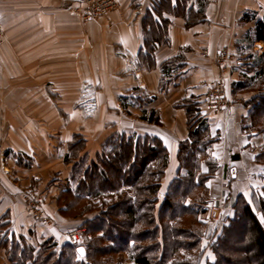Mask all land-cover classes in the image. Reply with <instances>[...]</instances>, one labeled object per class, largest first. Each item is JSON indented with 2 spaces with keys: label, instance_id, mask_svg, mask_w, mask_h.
<instances>
[{
  "label": "crops",
  "instance_id": "obj_1",
  "mask_svg": "<svg viewBox=\"0 0 264 264\" xmlns=\"http://www.w3.org/2000/svg\"><path fill=\"white\" fill-rule=\"evenodd\" d=\"M117 1L119 10L108 18L85 22L78 13L82 0H0V26L7 38L0 48V222H10V238L25 239L36 249L51 238L66 245L67 234L83 223L66 218L58 206L67 186L74 189L75 163L66 160L75 136L87 141L81 155L90 160L115 135L161 139L171 156L165 193L178 172L180 143L189 138L186 113L177 105L202 96L201 84L222 75L228 95L240 103L216 112L206 102L202 112L219 140L213 147L220 170L212 181L211 204L224 206L216 207L219 215L222 210L232 214L240 195L250 197L264 187V166L257 162L264 135L241 127L251 111L246 103L256 93L233 95V85L247 73V57L264 55V42H245L264 19V0H192L189 8L205 10L206 18L187 29L184 18L165 14L168 43L155 41L150 50L146 19L156 0ZM171 6L175 9L177 0ZM155 19L153 24L160 23ZM224 50L232 59L225 74L218 63ZM142 52L154 54L155 68L140 62ZM182 53L187 67L162 93V66ZM136 90L156 99L142 107ZM143 110H157L162 125L141 121ZM29 189L44 197L52 225L28 216L21 193ZM0 264H12L2 248Z\"/></svg>",
  "mask_w": 264,
  "mask_h": 264
},
{
  "label": "trees",
  "instance_id": "obj_2",
  "mask_svg": "<svg viewBox=\"0 0 264 264\" xmlns=\"http://www.w3.org/2000/svg\"><path fill=\"white\" fill-rule=\"evenodd\" d=\"M192 0H156L146 19L149 29L146 48L158 41L168 43L170 24L165 14L184 18L187 29L202 22L206 12L189 8ZM160 18V23L153 20ZM159 24V26H157ZM154 25V26H153ZM252 45L264 42V19L258 21ZM140 62L156 67L154 54L143 55ZM247 73L233 85V95L256 93L248 103L249 115L242 119L243 131L264 135V55L247 57ZM185 53L167 60L162 66L161 92L164 93L184 73ZM254 73L253 76H249ZM140 94L138 103L150 105L156 97ZM128 100V99H126ZM204 96H189L177 105L186 113L189 138L180 143L177 175L164 193V180L170 169L171 156L165 143L157 137L115 135L102 153L90 160L81 155L87 141L75 136L68 164H74V189L67 186L58 200L66 218L83 220L82 240L60 246L53 238L38 249L15 235L10 238V222H0V248L12 264H264V187L250 197L240 195L232 214L222 215L219 230L204 247L206 217L212 203V181L218 177L220 164L213 154L217 140L203 116ZM141 121L160 126L157 110H143ZM219 135V134H218ZM21 164L22 156L16 157ZM264 166V146L257 158ZM204 168L207 171L204 172ZM85 249L81 257L79 249ZM207 256V257H206Z\"/></svg>",
  "mask_w": 264,
  "mask_h": 264
},
{
  "label": "built area",
  "instance_id": "obj_3",
  "mask_svg": "<svg viewBox=\"0 0 264 264\" xmlns=\"http://www.w3.org/2000/svg\"><path fill=\"white\" fill-rule=\"evenodd\" d=\"M120 8L117 0H82V7L79 10V14L85 22H98L100 20L108 18L111 14L117 12ZM7 38L0 26V48L6 43ZM219 65L223 68L224 72H227L228 64L232 59L227 50L221 53V57L218 60ZM227 79L222 78L214 82H205L201 84L204 90V98L207 101V106L210 110L219 112L223 109L232 108L240 103V100L228 95L225 81ZM23 200L26 206L27 214L31 219L43 225H52V221L44 215L42 199L33 191H24L22 193ZM217 208L213 210L212 219H216ZM82 240L81 232H73L69 239V243H77Z\"/></svg>",
  "mask_w": 264,
  "mask_h": 264
},
{
  "label": "rangeland",
  "instance_id": "obj_4",
  "mask_svg": "<svg viewBox=\"0 0 264 264\" xmlns=\"http://www.w3.org/2000/svg\"><path fill=\"white\" fill-rule=\"evenodd\" d=\"M221 67V66H220ZM222 68V67H221ZM222 71H223V74H225L226 72H224V70H223V68H222ZM222 78H225L224 77V75H222V77H220L219 79H222ZM226 79V78H225ZM208 83H210V82H208ZM225 84H226V86H227V80L225 81ZM214 154V153H213ZM215 157V156H214ZM216 158V157H215ZM29 190H31V191H33V192H35L41 199H42V202H43V210H44V204H45V201H44V197L37 191V190H34V189H29ZM29 190H24V191H29ZM24 191H22V193L24 192ZM22 193H21V195H22ZM22 199H23V196H22ZM23 202H24V200H23ZM24 205H25V203H24ZM217 205V206H216ZM26 207V206H25ZM216 207H218L219 209L221 208V207H224L223 205L222 206H219L218 204H210V207H209V211H208V214L206 215V217H204L203 218V220H204V222H205V224L208 226L207 228V235H206V238H205V240H204V247H208V244L210 243V241H211V239H213L214 237H215V235H216V231L217 230H219V225H220V223H221V217H222V212H223V210L220 212V215H219V218H217V216H216V219H212V215H213V210L214 209H216ZM27 211V210H26ZM230 213V211H227L226 212V215H228ZM44 215L49 219V220H51L52 222H53V220H52V218H50L47 214H46V212H45V210H44ZM29 216V215H28ZM30 217V216H29ZM30 219H31V217H30ZM32 220V219H31ZM32 222H34L33 220H32ZM34 223H36V222H34ZM36 224H40V223H36ZM45 226H50V225H45ZM78 232V231H80L81 232V237H83V235H84V231L85 230H79V228L78 229H76V230H73V231H71L69 234H67V240H66V245L67 244H76V243H69L68 242V239H69V237H70V235L73 233V232ZM207 257V256H206Z\"/></svg>",
  "mask_w": 264,
  "mask_h": 264
},
{
  "label": "water",
  "instance_id": "obj_5",
  "mask_svg": "<svg viewBox=\"0 0 264 264\" xmlns=\"http://www.w3.org/2000/svg\"><path fill=\"white\" fill-rule=\"evenodd\" d=\"M81 250H82V252H81ZM79 254H80L81 257H85V249L84 248H80L79 249Z\"/></svg>",
  "mask_w": 264,
  "mask_h": 264
},
{
  "label": "snow or ice",
  "instance_id": "obj_6",
  "mask_svg": "<svg viewBox=\"0 0 264 264\" xmlns=\"http://www.w3.org/2000/svg\"><path fill=\"white\" fill-rule=\"evenodd\" d=\"M262 220H264V218H262ZM81 252H82V250H81Z\"/></svg>",
  "mask_w": 264,
  "mask_h": 264
}]
</instances>
